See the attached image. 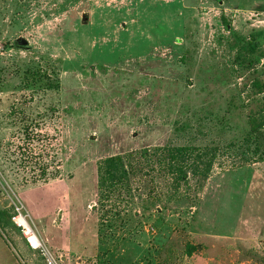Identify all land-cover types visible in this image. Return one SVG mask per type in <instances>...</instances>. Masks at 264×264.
Returning a JSON list of instances; mask_svg holds the SVG:
<instances>
[{
  "label": "rangeland",
  "instance_id": "374dc122",
  "mask_svg": "<svg viewBox=\"0 0 264 264\" xmlns=\"http://www.w3.org/2000/svg\"><path fill=\"white\" fill-rule=\"evenodd\" d=\"M259 112L264 0H0V264H41L15 207L60 264H264V162L234 156ZM227 145L199 189L99 200L106 158Z\"/></svg>",
  "mask_w": 264,
  "mask_h": 264
},
{
  "label": "trees",
  "instance_id": "16d2710c",
  "mask_svg": "<svg viewBox=\"0 0 264 264\" xmlns=\"http://www.w3.org/2000/svg\"><path fill=\"white\" fill-rule=\"evenodd\" d=\"M13 47L17 48L14 45ZM260 113H252L248 117L249 132L237 147L239 153H234V156L239 159L237 166L264 162V149L261 145V142H264L262 129L264 117L259 120L262 116ZM230 146L233 145L164 146L106 158L97 166L99 200L110 189L120 190L127 187L132 176H139V179L149 178L151 173H156L162 179L166 195H170L169 197H174L179 188L188 186L190 182L199 189L210 176L218 158L228 156L227 154L231 152L229 150L233 147Z\"/></svg>",
  "mask_w": 264,
  "mask_h": 264
},
{
  "label": "built area",
  "instance_id": "2783aa9c",
  "mask_svg": "<svg viewBox=\"0 0 264 264\" xmlns=\"http://www.w3.org/2000/svg\"><path fill=\"white\" fill-rule=\"evenodd\" d=\"M11 223L21 232L26 247L37 255L41 264H60L58 259L45 246L38 233L27 222L21 207H15Z\"/></svg>",
  "mask_w": 264,
  "mask_h": 264
},
{
  "label": "water",
  "instance_id": "95a60500",
  "mask_svg": "<svg viewBox=\"0 0 264 264\" xmlns=\"http://www.w3.org/2000/svg\"><path fill=\"white\" fill-rule=\"evenodd\" d=\"M13 45L20 49H28L29 43L27 40L23 38H18L13 42Z\"/></svg>",
  "mask_w": 264,
  "mask_h": 264
}]
</instances>
